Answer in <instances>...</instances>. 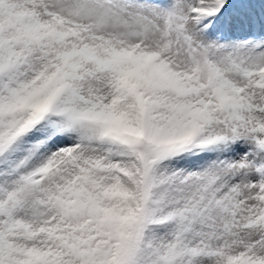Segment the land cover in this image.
Here are the masks:
<instances>
[{
    "label": "snow or ice",
    "instance_id": "1",
    "mask_svg": "<svg viewBox=\"0 0 264 264\" xmlns=\"http://www.w3.org/2000/svg\"><path fill=\"white\" fill-rule=\"evenodd\" d=\"M0 264H264V0H0Z\"/></svg>",
    "mask_w": 264,
    "mask_h": 264
}]
</instances>
